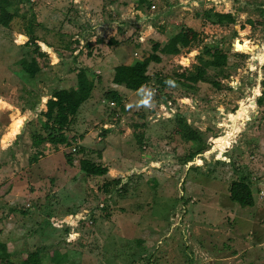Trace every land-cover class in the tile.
<instances>
[{
    "label": "rangeland",
    "instance_id": "1",
    "mask_svg": "<svg viewBox=\"0 0 264 264\" xmlns=\"http://www.w3.org/2000/svg\"><path fill=\"white\" fill-rule=\"evenodd\" d=\"M9 1L17 16L10 28L0 24V241L14 258L46 246L44 264L59 251L67 253L63 264H264V108L257 105L264 24L239 33L248 19H262L264 0H89L88 8L74 0ZM210 10L232 13L237 24L199 20ZM68 11L85 31L65 23ZM30 24L34 38L25 35ZM183 26L201 33L198 45L161 55L140 91L113 83L114 68L128 55L132 65ZM113 36L119 46L108 44ZM36 40L46 56H37L41 71L30 78L20 61L31 59ZM205 47L226 53L228 66L201 62ZM200 66L208 68L206 82L193 91L178 83ZM79 69L96 88L65 132L70 145L34 146L49 97L68 88L59 78ZM113 89L122 106H110L105 92ZM191 132L202 143L190 140ZM84 159L108 174L86 175ZM242 174L253 181V208L230 199L231 182Z\"/></svg>",
    "mask_w": 264,
    "mask_h": 264
},
{
    "label": "trees",
    "instance_id": "2",
    "mask_svg": "<svg viewBox=\"0 0 264 264\" xmlns=\"http://www.w3.org/2000/svg\"><path fill=\"white\" fill-rule=\"evenodd\" d=\"M142 4H146L145 0H140ZM11 3L9 0H0V24L5 28H10L17 16L16 11L11 13L9 7ZM262 19L257 21L248 19L245 23L240 26L239 33L244 35L249 31L253 30L260 24H264V7L260 8ZM213 11H202L198 14L199 20L208 19L213 25L219 26H230L237 24V18L232 13H212ZM215 18V19H213ZM31 24L28 26L26 36L34 38L30 32ZM121 31V28H118ZM39 40L35 41V51L31 56L30 60L23 58L20 61L22 71H24L30 78H35L40 73L41 68L37 61V56L45 57L46 55L40 53V48L37 45ZM102 42V41H100ZM201 42V33L192 27L183 26L181 30L171 36L166 43L154 41L151 46V53L142 57L140 61L132 65H118L114 68L113 83L117 86L124 87L125 89L133 92L142 90L145 86L150 84L151 77L148 73L149 67L152 63L160 64L162 62L161 55L166 56H178L181 55L185 50L198 45ZM111 46H119V41L115 38H111L108 42ZM78 51L82 52L79 48ZM245 52V51H243ZM247 52V51H246ZM201 62L207 64L209 68L222 69L228 66L229 56L218 48L205 47L201 55ZM207 67L200 66L197 69L195 75H181L180 78L183 81H178L182 87L190 90H195V87L200 82L205 81V75L207 73ZM77 72V84L75 87L68 90L55 91L52 97L47 101V111L42 113L47 119L43 126V132L39 135L34 136L33 145L36 147L42 144H50L52 146L59 145H70V140L65 132L73 124L74 118L78 114L82 105L87 102L94 89L96 88L95 81H93L87 69H79ZM100 82V78L98 79ZM157 83L160 86L165 87V80L161 79L157 75ZM187 81V82H186ZM215 85H218L214 83ZM105 96L108 99L113 100L112 102L122 106L123 97L117 91H107ZM257 105L260 108H264V90L262 95L257 100ZM35 107L31 108L34 109ZM123 109V108H122ZM108 130H105V134H108ZM188 138L197 143H202V137L198 132H191ZM140 145L143 144V137L138 139ZM77 152V149H75ZM83 152V149L80 150ZM66 161L68 165H73L74 159L72 154L66 155ZM81 170L90 177H103L108 174V169L102 165H97L89 160H82ZM114 184H119L120 179L112 181ZM111 183L105 185L106 188L110 187ZM123 190V188L119 189ZM230 199L233 203L238 204L242 208H253L255 206V198L253 192V181L250 175L242 174V176L231 182L229 188ZM27 216L26 212H23ZM47 247L42 246L34 252L24 255L22 259L14 258V250H10L7 243L0 241V264H44L42 254L47 252ZM49 252V251H48ZM48 258L52 264H63L67 260V253L53 252L51 255L48 254Z\"/></svg>",
    "mask_w": 264,
    "mask_h": 264
},
{
    "label": "crops",
    "instance_id": "3",
    "mask_svg": "<svg viewBox=\"0 0 264 264\" xmlns=\"http://www.w3.org/2000/svg\"><path fill=\"white\" fill-rule=\"evenodd\" d=\"M75 1V4H79L81 7L83 6V4L84 5H86L87 6V8L88 7H90V2H89V0H84V1H82V0H74ZM83 3V4H82ZM72 11H68V14H69V16H68V14L66 15V16H68V18H66L64 21H65V23L68 25V26H71V30L73 29L75 32H77L78 30L80 31V29H81V31L83 30V31H85V29L83 28V27H77L76 25H73L72 24V20H74L76 17H77V15H75L74 14V16H75V18H72V19H69V18H71V16H72ZM73 17V16H72ZM64 25V24H63ZM92 28V27H91ZM78 31V32H79ZM69 32H71V31H69ZM71 34V33H70ZM85 34H86V36H87V34H88V31H86L85 32ZM72 35V34H71ZM81 36V35H80ZM112 38H115V36H113ZM115 40H117L118 41V39H115ZM99 41V40H98ZM97 40H96V42H98ZM41 43L40 44H45L46 46H47V48L49 49V50H52V52H51V54H54L55 52H56V56H58V58H60L61 57V53H59L58 51H57V49L56 48H54L51 44H46L45 42H43V41H40ZM97 46H100V45H97ZM103 46V45H102ZM124 47L125 46H122V47H120V48H123L124 49ZM92 49V48H91ZM75 51V50H74ZM77 51V50H76ZM78 53H81L80 51H78ZM88 54L92 57V55H93V57H95V54L96 53H94L93 54V51L92 50H90L89 52H88ZM75 56H76V54H74ZM129 56V55H128ZM128 56L124 59L127 63H128V61H129V58H128ZM82 57L83 56H81L79 59L80 60H82ZM92 57V58H93ZM74 61H77V59H75ZM137 61H140V60H136V62ZM135 62V63H136ZM127 63H125V64H123V65H127ZM53 64H55V63H53ZM129 65V64H128ZM86 68H88V67H86ZM76 70V69H75ZM74 70V71H75ZM76 72H74V73H72L73 74V76H74V81L72 80V74H70V77L69 78H67L66 76L65 77H63V76H61L60 78H59V80H60V83H61V85H63V84H65V85H67V87L68 88H59V89H57L56 91H59V90H68L69 88H72V86L73 87H75L76 86V84H77V75L75 74ZM76 75V76H75ZM71 78V79H70ZM75 78H76V84H75ZM69 83H71V85H68ZM60 85V86H61ZM70 86V87H69ZM111 91H117L116 89H113V90H111ZM55 92V91H54ZM53 92V93H54ZM118 92V91H117ZM120 93V92H119ZM53 95V94H52ZM92 96V95H91ZM52 96H50L49 97V99L51 98ZM91 98V97H90ZM48 99V100H49ZM86 103V102H85ZM84 103V104H85ZM83 104V105H84ZM82 105V106H83ZM80 111V110H79ZM46 112V111H45ZM44 113V112H43ZM79 113V112H78ZM94 113V112H93ZM93 113L90 115V116H94L93 115ZM73 122H76V120H75V118H74V121ZM106 127V126H105ZM50 145V144H49ZM55 147H59V148H61V147H63V145H59V146H55Z\"/></svg>",
    "mask_w": 264,
    "mask_h": 264
},
{
    "label": "built area",
    "instance_id": "4",
    "mask_svg": "<svg viewBox=\"0 0 264 264\" xmlns=\"http://www.w3.org/2000/svg\"><path fill=\"white\" fill-rule=\"evenodd\" d=\"M110 106L111 107H114V106H116V103L115 102H112L111 104H110ZM75 151V150H74Z\"/></svg>",
    "mask_w": 264,
    "mask_h": 264
}]
</instances>
